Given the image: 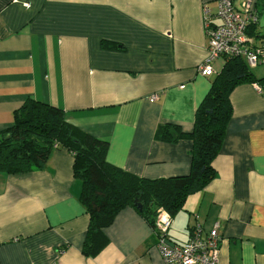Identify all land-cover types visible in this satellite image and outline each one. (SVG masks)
Instances as JSON below:
<instances>
[{
	"label": "crops",
	"instance_id": "0c3cea01",
	"mask_svg": "<svg viewBox=\"0 0 264 264\" xmlns=\"http://www.w3.org/2000/svg\"><path fill=\"white\" fill-rule=\"evenodd\" d=\"M217 0H0V132L27 99L58 107L65 121L108 143L106 162L145 180L186 176L192 141L163 142L161 124L191 133L215 74L203 6ZM241 0H232L238 7ZM255 33L264 43V0ZM230 94L232 118L212 162L213 180L172 217L171 242L185 244L195 217L217 226L219 264H264V65ZM158 98L151 101V96ZM73 157L54 149L41 169L0 174V264H162L156 235L126 207L103 229L104 247L85 257L89 217Z\"/></svg>",
	"mask_w": 264,
	"mask_h": 264
},
{
	"label": "trees",
	"instance_id": "16d2710c",
	"mask_svg": "<svg viewBox=\"0 0 264 264\" xmlns=\"http://www.w3.org/2000/svg\"><path fill=\"white\" fill-rule=\"evenodd\" d=\"M255 26L247 28L253 46L262 37L255 33ZM256 81L244 60L229 58L196 108L191 133L171 124L157 128L155 137L163 142L191 139L190 169L186 176L145 180L124 172L106 162L107 142L68 124L62 109L32 99H27L13 113L12 126L0 132V174L39 170L54 149L70 153L73 176L81 182L79 200L89 217L81 252L85 257H95L105 244L103 229L112 224L122 209H135L154 229L158 209L173 217L188 196L203 190L213 180L212 162L221 150L232 118L230 94L236 87ZM135 200H139L140 209Z\"/></svg>",
	"mask_w": 264,
	"mask_h": 264
},
{
	"label": "built area",
	"instance_id": "2783aa9c",
	"mask_svg": "<svg viewBox=\"0 0 264 264\" xmlns=\"http://www.w3.org/2000/svg\"><path fill=\"white\" fill-rule=\"evenodd\" d=\"M259 0H241L234 7L232 0H217L215 11L203 6V29L207 39V55L197 67V73L203 77L215 74L214 62L222 59L240 58L248 68L264 65V43L252 45L247 34L250 25H257L256 5ZM151 96L150 100H157ZM172 226V217L164 209H158L154 220L156 250L162 264H219L221 239L217 226L205 231L203 224L195 217L189 240L185 244L170 241L168 232Z\"/></svg>",
	"mask_w": 264,
	"mask_h": 264
},
{
	"label": "water",
	"instance_id": "95a60500",
	"mask_svg": "<svg viewBox=\"0 0 264 264\" xmlns=\"http://www.w3.org/2000/svg\"><path fill=\"white\" fill-rule=\"evenodd\" d=\"M140 194V193H139ZM134 204L137 205V208L140 209L141 208V205L139 204V200H135L134 201Z\"/></svg>",
	"mask_w": 264,
	"mask_h": 264
}]
</instances>
